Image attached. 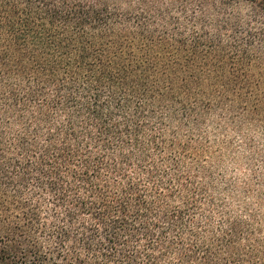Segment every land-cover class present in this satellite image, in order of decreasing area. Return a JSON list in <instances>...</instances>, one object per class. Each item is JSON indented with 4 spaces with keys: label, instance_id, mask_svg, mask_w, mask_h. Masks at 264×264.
I'll use <instances>...</instances> for the list:
<instances>
[{
    "label": "trees",
    "instance_id": "trees-1",
    "mask_svg": "<svg viewBox=\"0 0 264 264\" xmlns=\"http://www.w3.org/2000/svg\"><path fill=\"white\" fill-rule=\"evenodd\" d=\"M246 130L264 0H0V264H264Z\"/></svg>",
    "mask_w": 264,
    "mask_h": 264
},
{
    "label": "rangeland",
    "instance_id": "rangeland-1",
    "mask_svg": "<svg viewBox=\"0 0 264 264\" xmlns=\"http://www.w3.org/2000/svg\"><path fill=\"white\" fill-rule=\"evenodd\" d=\"M245 132L252 139V148L244 145L241 134L230 132L233 148L224 149V169L227 177L235 182L239 196L242 200L245 198V205L260 206L264 210V134L254 130Z\"/></svg>",
    "mask_w": 264,
    "mask_h": 264
}]
</instances>
